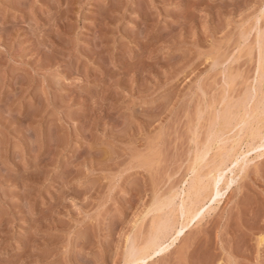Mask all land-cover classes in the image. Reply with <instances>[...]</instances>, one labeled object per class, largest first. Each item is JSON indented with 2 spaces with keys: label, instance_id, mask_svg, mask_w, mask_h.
Returning <instances> with one entry per match:
<instances>
[{
  "label": "rangeland",
  "instance_id": "1",
  "mask_svg": "<svg viewBox=\"0 0 264 264\" xmlns=\"http://www.w3.org/2000/svg\"><path fill=\"white\" fill-rule=\"evenodd\" d=\"M243 109L263 121L264 0H0V264H124L194 170L223 186L261 144ZM257 154L142 264H264Z\"/></svg>",
  "mask_w": 264,
  "mask_h": 264
},
{
  "label": "bare ground",
  "instance_id": "2",
  "mask_svg": "<svg viewBox=\"0 0 264 264\" xmlns=\"http://www.w3.org/2000/svg\"><path fill=\"white\" fill-rule=\"evenodd\" d=\"M260 35V34H259ZM263 41V40H262ZM260 48V47H259ZM262 51V50H261ZM261 55H263V54H261ZM260 58H262V57H260ZM260 61V60H259ZM260 63V62H259ZM262 79L263 78H261V82H262ZM261 84V83H260ZM255 92V91H254ZM257 107H258V105H257ZM257 107H256V109H257ZM246 108V107H245ZM231 110V109H230ZM242 110V109H241ZM253 110V109H252ZM232 111L233 110H231V113H232ZM229 112V111H228ZM253 112V114L252 115H254V114H256L257 113V110H253L252 111ZM256 112V113H255ZM242 114H243V116H242V114H239V115H241L240 116V119H242V123H248V121L249 120H247L246 118L248 117V110L246 109V110H244L243 109V112H241ZM259 114V113H258ZM225 115V114H224ZM261 115V111H260V114L259 115H254V119H255V117H257L254 121H255V127H253L254 126V121H253V125H252V122L251 123H248V125L249 124H251L252 125V127L253 128H251L250 126L251 125H249V131H248V134L250 133V131H251V129H252V131H251V134H253L255 131H257L256 133H255V137H253L251 134V136L252 137H250V139H252V138H254V141H256L255 140V138H258L259 140L258 141H260V145L258 144V143H256L257 144V148L259 149L260 147L262 148L263 146H264V133L262 134V128L260 127V124H261V122H263L264 121V119H263V121L262 120H260L261 119V117L262 116H260ZM228 116V115H227ZM243 117V118H242ZM232 118H233V116H232ZM235 118V117H234ZM260 118V119H259ZM239 118H238V120L239 121H241ZM258 119V120H257ZM224 120V119H223ZM247 121V122H246ZM252 121V120H251ZM216 123V122H215ZM240 124H241V122H239ZM237 124V123H236ZM246 124H243L244 126L246 125ZM258 124H259V127L261 128V129H259V128H257V126H258ZM262 124H264V122L262 123ZM215 125V124H214ZM238 125V124H237ZM225 126V125H224ZM233 126V125H232ZM241 126V125H240ZM262 126H264V125H262ZM237 127V126H236ZM247 127V126H246ZM248 128V127H247ZM254 128H256L255 129V131H254ZM245 130H246V128H244ZM259 129V130H258ZM244 130V131H245ZM248 130V129H247ZM246 130V131H247ZM254 131V132H253ZM253 132V133H252ZM263 132H264V128H263ZM220 133V132H219ZM245 133H247V132H245ZM211 135H213V134H211ZM249 135V136H250ZM209 136V135H208ZM215 135H213L212 137H214ZM217 136V135H216ZM214 137V138H211L209 141L212 143V144H215L216 142L214 141V140H217V139H215V138H218V137ZM238 136V135H237ZM249 136L248 137H246V138H249ZM223 138V137H222ZM220 139V138H219ZM218 139V140H219ZM230 139H231V137H230ZM233 140V139H232ZM252 141H253V139H252ZM253 141V142H254ZM209 142V143H210ZM211 143H210V145H211ZM217 143H218V141H217ZM220 143H221V141H220ZM229 143V142H228ZM236 143V142H235ZM248 143V142H247ZM239 144V143H238ZM237 144V145H238ZM251 144V145H250ZM248 143V146L246 145V147H248V148H246V151H239V152H237V153H239V154H237V156H238V158H239V156L241 157V161H239V160H237L236 158V156L232 159V160H230L232 163L233 162H235L238 166H239V169H238V171L235 173H233L232 174V176H230L229 178H227V179H225V181H224V184H223V186H221V185H219V184H221L220 183V181H221V179H222V177H223V175L225 174V171H227L225 168H224V166H223V163H221V165L220 166H218L217 164V166L218 167H212L213 169L211 170V168H210V170L208 171V173L207 174H201V171L200 170H194V172H195V176H194V178H193V180H192V182L189 184V188L186 190L187 191V193H186V195H187V199L186 200H184L183 202H182V205H181V207L178 209L179 210V212H180V216H179V222H176V223H173L172 222V224H168V218H167V220H163V219H161V221L159 220V225H157L156 226V229H155V232L149 237V239L148 240H146L143 244H136L135 245V248H134V253L132 254V252H131V254H127L126 255V258H125V260H124V264H142V263H144L145 261H147L148 259H151L152 257H154L155 255H157L158 253H160L161 251H163L167 246H169V245H171V244H173V243H175L177 240H178V238H179V236L181 235V233L184 231V230H186L187 228H189L190 226H191V224H192V222L193 221H195L196 219H197V217L199 216V214L204 210L203 208H204V206H205V204L204 203H202L201 205H199V204H197L196 202V200H198V198H199V196H201L200 194H202L201 192H203L206 188L208 189V186L205 184L206 182V180L208 181V179H209V181L211 182V186H212V190H210L211 191V193H210V196H209V198H208V200L209 201H213V200H215V198L216 197H218V196H220V194H221V191H223V190H225L226 188H228V187H230V185H231V183H230V181H229V179L231 178L232 180H233V178H235V176L236 175H238V173L239 172H241V171H243V170H245L247 167L246 166H248L247 164L249 163V162H252L251 160H253V159H255L256 157H258V156H260L259 154H257L255 157H251L250 156V153L251 152H253V150H255V149H257L256 147H254V144H252V143ZM209 145V146H210ZM218 145V144H217ZM237 145H235V146H237ZM258 145H259V147H258ZM207 147V150L205 151V152H203V153H199L198 155L196 154V156L197 157H195L196 158V160L195 161H197V162H195L194 161V163L196 164L195 166L197 167H199V169L200 168H202V166L201 165H198V163L199 164H202V161H204V159H205V156L208 154V152H210V151H208V148L209 149H211V148H213L212 146H210V147ZM220 146V145H219ZM218 146V147H219ZM205 147V146H204ZM216 147V146H215ZM222 147V146H221ZM238 147V146H237ZM239 148V147H238ZM232 149V148H231ZM235 149V148H234ZM239 149H241V148H239ZM205 150V149H204ZM236 150V149H235ZM221 151V150H220ZM226 151H227V149H226ZM230 151V150H229ZM232 151H234V150H232ZM228 152V151H227ZM221 153V152H220ZM235 153V152H234ZM236 155V154H235ZM217 156V155H216ZM223 156H226L227 157V155L225 154V155H223ZM232 156V155H231ZM250 156V157H249ZM223 158V157H222ZM228 158H230V157H228ZM232 158V157H231ZM221 159V158H220ZM223 160V159H222ZM220 161V160H219ZM226 161V160H225ZM213 162V161H212ZM211 162V163H212ZM222 162H224V161H222ZM215 163V162H214ZM213 163V164H214ZM230 163V162H229ZM235 163H233L234 165H235ZM250 164V163H249ZM206 165V164H205ZM210 165V164H209ZM201 166V167H200ZM237 166V167H238ZM235 167H236V165H235ZM228 169V168H227ZM202 170V169H201ZM231 170V169H230ZM239 175H240V173H239ZM238 175V176H239ZM237 177V176H236ZM207 178V179H206ZM206 179V180H205ZM205 180V181H204ZM205 182V183H204ZM208 183V182H207ZM209 185V184H208ZM207 186V187H206ZM209 191V192H210ZM205 192V191H204ZM206 198V197H205ZM217 203L219 204L220 203V200L219 201H217ZM169 205V204H168ZM173 205V204H172ZM199 205V206H198ZM166 206H167V204H166ZM162 207L164 208L165 206H163L162 205ZM161 206L160 207H157V208H155V210H157V212L158 211H160L161 210V208H162ZM178 207V206H177ZM175 208V207H174ZM174 211V210H173ZM161 212H163V211H161ZM171 212V211H170ZM165 217V216H164ZM167 217V216H166ZM178 221V220H177ZM171 223V222H170Z\"/></svg>",
  "mask_w": 264,
  "mask_h": 264
}]
</instances>
